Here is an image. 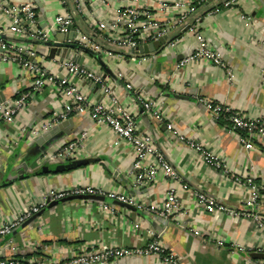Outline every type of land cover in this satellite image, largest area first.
Instances as JSON below:
<instances>
[{
	"label": "crops",
	"instance_id": "obj_1",
	"mask_svg": "<svg viewBox=\"0 0 264 264\" xmlns=\"http://www.w3.org/2000/svg\"><path fill=\"white\" fill-rule=\"evenodd\" d=\"M26 1L36 5L37 22L52 40L57 33L53 27L54 17L73 13L68 0L65 5L59 0H4L7 4ZM177 1L182 0H168L170 8L161 18L179 15V11L172 8V3ZM223 1L210 0L207 4L196 5L190 21L198 18L199 31L230 68V80L222 69L203 61L178 68V61L195 48L192 34L180 32L178 28L171 33L176 37L173 46L143 63L132 59L128 51L123 57L115 58L93 56L77 49H72L68 55L86 68L101 73L105 83L119 95L121 105L135 115L139 132L153 138L158 151L178 174L180 181L177 183L159 178L151 185L137 186L131 147L122 141L112 144L111 131L95 126L86 116L72 115L70 123L56 133L58 140L44 148L45 142L38 143V136L28 137L22 128L27 130L60 109L65 101L61 92L46 86L31 93L29 74L16 65L0 63L3 101L27 95L24 106L12 121L0 119V224L42 201L50 191L81 185L124 193L144 205L160 202L171 187L178 191L184 212L179 221H166L153 218L134 206L131 210L114 204L108 198L66 201L45 207L28 225L1 238L0 258L11 255L7 248L9 242L17 250L14 256L25 262L33 259L53 262L69 259L102 243L134 249L158 238L181 264H263V260H252L250 254L257 248H264V233L250 219H235L229 211L242 209L247 197L245 191L233 183L234 178L251 176L258 185L264 183V139H254L253 147L245 149L237 135L228 133L200 99L230 106L247 117L264 116V78L261 74L264 68V0H242L232 8L210 13ZM130 2L83 0L85 15H75L76 27L92 35V23L107 21L112 24L117 11ZM139 5H146L152 11L157 9L154 1L141 0ZM241 15L248 16L249 23L245 24ZM9 24L8 18L0 13L4 41L17 43L33 52L35 62L79 86L90 99L101 98L96 87L79 81L57 66L55 61L60 53L49 58L48 47L8 32ZM115 32L116 29L109 25L105 35ZM119 72L123 75L121 80L116 76ZM125 83L155 101L166 122L214 154L221 167H207L194 148L167 132L165 123L156 121L140 107H134L131 101L134 92H126ZM82 131L87 132V137L77 154L76 160H81L79 165L56 174H33L42 165L38 159L43 150H53L62 141L74 140ZM48 163L49 168H53L63 162ZM22 164L28 169L23 171ZM195 192L211 196L228 211L214 214L203 211L195 205ZM253 212L264 222V189ZM192 230L199 234L194 235ZM112 264H158V261L154 255L130 256Z\"/></svg>",
	"mask_w": 264,
	"mask_h": 264
},
{
	"label": "built area",
	"instance_id": "obj_2",
	"mask_svg": "<svg viewBox=\"0 0 264 264\" xmlns=\"http://www.w3.org/2000/svg\"><path fill=\"white\" fill-rule=\"evenodd\" d=\"M66 1L59 0L61 5H65ZM130 1L128 5L117 11L112 24L107 21L92 23L90 26L92 35H88L76 27L75 15H85L83 0H68L73 13L66 12L56 15L53 21L54 30L58 33H66L69 28L73 27L75 33L73 43L88 48L98 57H123L126 51L131 50L134 52L131 58H136L138 63H143L154 57L152 55L137 56L134 51L137 47L157 41L164 36L172 37L171 33L175 29L178 28L182 32L181 30L186 28L184 32L192 34L195 39V48L190 54L178 61L177 67L182 68L193 61H203L222 69L227 79H231L232 72L230 68L226 66L220 54L212 48L199 31L198 18L190 21V15L195 11V6L207 4L210 0H182L172 3V8L179 11L176 18L169 15L161 18L164 17L163 13L170 8L168 0H144L154 1L157 4L155 11H152L146 5H139L141 0ZM240 1L242 0H224L220 6L213 8L210 13L232 8ZM36 9V5L32 1L7 4L4 0H0V13L6 16L10 22L7 28L8 32L25 36L31 41H50L51 39L45 28L40 27L37 22ZM241 19L245 24L249 23L248 16L241 15ZM109 25L116 29V32L111 36L105 35ZM4 33L0 30V35ZM175 39L176 37L167 44V48L173 46ZM33 55V52L24 49L17 43L6 42L0 38V63L16 65L29 74L32 77L29 87L31 93L39 92L46 86H52V88H56L61 92L65 100L63 106L53 111L46 119L27 130L22 128V131L28 137L40 136L60 123L69 120L72 115L86 116L95 126H104L111 131L114 136V139L111 140L112 144L116 145L119 141H122L131 147L133 169L135 170L134 182L137 186L151 185L159 178L165 181L172 180L176 183L180 181L178 174L156 148L153 138L149 134L139 132L135 115L121 105L119 95L105 83L101 73L86 68L71 59L60 60L57 58L55 61L57 66L68 75L75 76L81 82L90 83L100 90L101 98L93 100L76 84L69 82L65 77L48 71L44 66L35 62ZM261 74L264 78V68L261 70ZM116 76L119 80L123 79L120 72ZM123 87L126 92H134L131 99L134 107H140L143 112L150 114L156 121L165 123L167 132L176 136L179 141L185 142L194 148L207 167H221L219 159L214 154L201 144L186 138L173 124L166 122V117L155 101L140 92H135L130 83H125ZM26 98L27 95H20L15 100L0 102V119L5 122L12 121L15 113L24 106ZM200 101L215 120L224 124L228 133L237 135L238 142L245 149L250 150L253 147L254 139H264V116L251 118L235 111L230 106L209 100L200 99ZM86 137L87 132L82 131L74 140L62 141L53 150H43L38 159L39 164L45 161L64 163L76 160L78 151ZM233 183L238 186L239 190L245 191L247 197L243 201V208L229 211V215L235 219L240 217L250 219L264 233V222L253 212L261 196V191L264 189V183L258 185L251 176H245L243 179L234 178ZM85 195L101 196L113 201L127 203L164 220L179 221L184 214L181 211L178 191L171 187L166 190L164 198L160 202L144 205L135 202L133 198L124 193L106 192L101 188L81 185L50 191L42 201L31 204L11 220L2 222L0 224V239L11 234L24 222L43 210L47 206V198L50 201H56L67 197ZM194 195L195 205L207 213L214 214L228 211L223 205L216 204L214 199L205 193L195 192ZM191 232L194 235L199 234L197 230ZM10 243L12 242L7 244V248L10 250L11 255L0 258V264H112L130 256L143 257L149 255L156 256L158 264H181L177 256L167 250L158 238H153L144 246L134 249L111 247L102 243L96 248H90L69 259L53 262H42L38 259L25 262L14 256L17 250ZM254 251L264 252V248H257ZM262 263L264 264V261Z\"/></svg>",
	"mask_w": 264,
	"mask_h": 264
},
{
	"label": "water",
	"instance_id": "obj_3",
	"mask_svg": "<svg viewBox=\"0 0 264 264\" xmlns=\"http://www.w3.org/2000/svg\"><path fill=\"white\" fill-rule=\"evenodd\" d=\"M72 9V6H70ZM186 30V28H184L183 30H181L182 32H184ZM0 38H5L4 35H0ZM175 38V36L173 37H167L164 36L160 39H158L157 41H154L152 43L146 44V45H142L137 47V49H135V53L137 56H143V55H152L154 58L157 56V54L161 53L166 47L167 44L172 41ZM75 40V33H74V28L71 27L68 29V31L66 33H56L55 34V38L50 41L47 42H36L33 41L35 43L38 44H42L43 46L48 47L49 49V58H54V55H59V53L61 54L59 59H71L74 60L76 62V60L71 56L69 57V53L72 49H77V50H82L86 53H89L91 55H95L91 50H89L88 48L81 46V45H77L75 43H73V41ZM130 55H133L134 52H132L131 50L129 51ZM97 56V55H95ZM153 58V59H154ZM152 59V60H153ZM78 63V62H77ZM103 77V76H102ZM104 78V77H103ZM97 89V87H96ZM3 101L2 96H0V102ZM68 122V123H67ZM69 120L64 121L62 123H60L59 125L53 127L52 129H50L49 131L41 134L39 137V139L37 140L38 143H44L45 142V147L49 146L51 144V142H55L56 140H58L59 137L56 136V133L65 128L67 126V124H69ZM81 160H72V161H67L61 164H58L57 166H54L53 168H49V163L47 161L41 163V167L39 168L38 171L33 172V174H40V173H60L63 172L65 170H69L74 168L75 166L79 165L81 162ZM25 165L22 164L21 168L23 171L27 170L28 167H26L25 169ZM22 177V176H20ZM87 199H93V200H104V197L101 196H92V195H85V196H72V197H67L61 200H56V201H50L48 198L46 199L47 202V206L46 207H53L56 206L60 203L66 202V201H71V200H87ZM114 204L120 205L122 207H125L127 209H131L134 210L135 208L127 203H121V202H117V201H113L111 200ZM45 209V208H44ZM43 209V210H44ZM41 210L38 214L32 216L29 220H27L26 222H24L21 226H25L28 225L30 222H32L36 217H38L42 211ZM153 218L159 219V220H163L159 217L153 216ZM167 221V220H166ZM20 226V227H21ZM250 258L252 260H263L264 261V252H258V251H253L250 254ZM121 261V260H120Z\"/></svg>",
	"mask_w": 264,
	"mask_h": 264
}]
</instances>
